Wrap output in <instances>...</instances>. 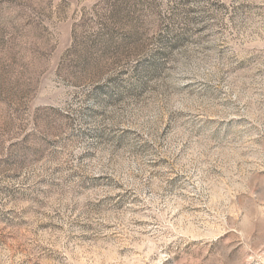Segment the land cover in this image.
<instances>
[{"label": "rangeland", "instance_id": "obj_1", "mask_svg": "<svg viewBox=\"0 0 264 264\" xmlns=\"http://www.w3.org/2000/svg\"><path fill=\"white\" fill-rule=\"evenodd\" d=\"M0 264H264V0H0Z\"/></svg>", "mask_w": 264, "mask_h": 264}]
</instances>
